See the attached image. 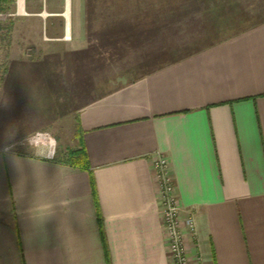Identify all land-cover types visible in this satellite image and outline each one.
I'll return each mask as SVG.
<instances>
[{
    "label": "crops",
    "instance_id": "obj_1",
    "mask_svg": "<svg viewBox=\"0 0 264 264\" xmlns=\"http://www.w3.org/2000/svg\"><path fill=\"white\" fill-rule=\"evenodd\" d=\"M68 1L64 36L58 25L54 49L41 51L40 41L36 56L41 66L53 61L43 70L60 83L56 60L76 74L88 71L78 60H91L85 15L70 20ZM206 1L197 9L201 31L181 52L168 47L164 62L150 58L132 80L78 98L70 124L56 111L47 117L45 93L57 89L41 84L32 91L41 89L43 124L15 135L2 117L24 87L0 83V264H172L158 155L170 161L191 264H264V0ZM7 60L5 75L12 61L32 59L12 47ZM93 75L80 77L84 90H94ZM68 127L73 148L83 132L88 168L57 160L60 150L51 158L17 144Z\"/></svg>",
    "mask_w": 264,
    "mask_h": 264
},
{
    "label": "rangeland",
    "instance_id": "obj_2",
    "mask_svg": "<svg viewBox=\"0 0 264 264\" xmlns=\"http://www.w3.org/2000/svg\"><path fill=\"white\" fill-rule=\"evenodd\" d=\"M179 1L182 2V0H174L176 3ZM188 1L189 3L182 4L180 7L182 9L174 14L160 10L162 7L160 0H70V20L76 19L81 11L85 15L87 46L91 60L78 61L87 65L85 68L94 74L92 87L94 90L90 92L84 90L86 88L84 86L88 87L87 83L80 81V77H89L85 76L88 71L79 68L76 74L69 62L62 60L61 65H57L56 60V68L61 69L62 86L59 77L56 81L54 74L46 75L44 72L46 70L44 68L51 67L53 61L44 62L46 64L41 66V59H36L40 41L41 51L50 52L46 44L51 43L49 48L51 51L54 49V44L49 37L57 34L58 25L62 28V34L66 29L67 0H23L24 11L22 12L20 0H15L9 10H0V27H2L0 28V83L24 88L15 91L14 108L6 110L7 118L2 117L3 121H12L15 135H21L27 130L41 126L43 124L41 89L32 91V87H41V84H45L55 85L57 89L56 92L45 93L47 117L51 110L56 111L69 123L68 121L74 118L78 98V102H81L83 99H89L112 88L121 79L132 80L150 66L152 67L153 61L152 63L148 61L150 58L155 57L157 62L161 63L167 57H172L171 52H181L183 47L187 46L189 38L195 37L201 31L198 23L200 14L197 9L204 0ZM31 10H40L41 15L31 16ZM53 12L58 15H52ZM120 19L127 20L129 25L118 28L116 25L118 21H121ZM28 21L29 24L31 21L32 27L22 28L24 22L29 25ZM136 24H140L141 27L131 29ZM67 37L71 35L67 34ZM63 42L69 45L70 38ZM12 47L15 52L20 51L32 60L12 61L5 75L8 52ZM55 47L59 50L65 49L61 46ZM168 47L169 56L166 53ZM144 62L146 64H143ZM72 76L74 80L71 79ZM65 88L68 90L65 91ZM47 123L46 120V125ZM41 132H49L56 150L62 153L67 148L73 147L76 142L75 136L70 134L69 127L67 132L62 131L57 136L52 131L42 130ZM19 146L31 148L29 144ZM36 147L45 150L43 146L36 145ZM46 153L47 150L41 154L46 155Z\"/></svg>",
    "mask_w": 264,
    "mask_h": 264
},
{
    "label": "built area",
    "instance_id": "obj_3",
    "mask_svg": "<svg viewBox=\"0 0 264 264\" xmlns=\"http://www.w3.org/2000/svg\"><path fill=\"white\" fill-rule=\"evenodd\" d=\"M39 133L41 134L34 137L33 144L43 146L47 150L46 156L54 157L56 147L50 133L41 131ZM27 138L20 140L17 144H28ZM11 147L13 145L7 148L10 149ZM153 167L161 200L165 244L171 262L172 264H191L185 241L186 232L183 227L181 206L176 195L175 182L170 172V161L166 156L158 155L153 160ZM186 225L188 233H196L197 227L193 217H188Z\"/></svg>",
    "mask_w": 264,
    "mask_h": 264
},
{
    "label": "trees",
    "instance_id": "obj_4",
    "mask_svg": "<svg viewBox=\"0 0 264 264\" xmlns=\"http://www.w3.org/2000/svg\"><path fill=\"white\" fill-rule=\"evenodd\" d=\"M15 0H0V10H9L11 8L12 3H14ZM173 1V3H171ZM161 3V9L162 11H166L169 13H174L181 10V5L185 3H189L188 0H182V2L179 1V3L174 2V0H160ZM121 18V17H120ZM121 20V19H120ZM115 25V24H114ZM125 25H129V22L127 20H121L117 22V27H123ZM140 24H136L133 26L134 29H139ZM2 28V27H0ZM132 29V27H131ZM76 136L78 137L80 146L76 148H68L65 152L61 153L57 160L63 161L69 164H73L76 166H80L83 168H88V159H87V153L83 146V132L80 128H78Z\"/></svg>",
    "mask_w": 264,
    "mask_h": 264
},
{
    "label": "clouds",
    "instance_id": "obj_5",
    "mask_svg": "<svg viewBox=\"0 0 264 264\" xmlns=\"http://www.w3.org/2000/svg\"><path fill=\"white\" fill-rule=\"evenodd\" d=\"M40 134H41V133H39V132L31 133V134H29V136H28V138H27V143H28L29 146H30L31 148H33L34 150H38V149H37L36 145L33 144V139H34L35 136L40 135Z\"/></svg>",
    "mask_w": 264,
    "mask_h": 264
},
{
    "label": "bare ground",
    "instance_id": "obj_6",
    "mask_svg": "<svg viewBox=\"0 0 264 264\" xmlns=\"http://www.w3.org/2000/svg\"><path fill=\"white\" fill-rule=\"evenodd\" d=\"M68 5H69V3H68ZM20 9H21V11H23V0H20Z\"/></svg>",
    "mask_w": 264,
    "mask_h": 264
}]
</instances>
